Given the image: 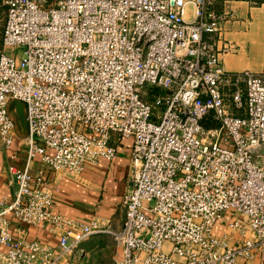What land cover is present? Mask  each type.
<instances>
[{"label":"built area","instance_id":"obj_1","mask_svg":"<svg viewBox=\"0 0 264 264\" xmlns=\"http://www.w3.org/2000/svg\"><path fill=\"white\" fill-rule=\"evenodd\" d=\"M2 1L0 150L15 144L11 100L24 103L26 134L24 165L8 166L13 197L0 202V264H73L99 232L118 244V264H236L264 249V72L224 69L233 45L216 0ZM122 138L120 229L54 211L56 187L31 163L76 179L112 161ZM223 214L234 245L213 233ZM8 215L51 224L57 244L28 239Z\"/></svg>","mask_w":264,"mask_h":264},{"label":"crops","instance_id":"obj_2","mask_svg":"<svg viewBox=\"0 0 264 264\" xmlns=\"http://www.w3.org/2000/svg\"><path fill=\"white\" fill-rule=\"evenodd\" d=\"M218 4L219 13L223 16L222 40L233 45L231 51L221 56L224 69L264 72V0H218ZM2 6L5 8L4 26L6 7L4 4ZM25 134L26 129L23 135ZM20 140L18 131L13 149L0 150V202L8 203L14 194L13 178L8 172V166L24 165L25 150L18 145ZM116 147L117 152L112 161L99 158L94 163H88L76 179L63 171L54 172L38 158L31 163L33 174L41 170L49 185L56 187L53 195L54 211L74 219L97 218L106 228L114 231L120 229L124 220L121 198L131 185L129 177L131 139L122 138ZM12 153L14 158L10 157ZM8 218L11 228L17 232H24L28 239L57 244L58 234L50 229L51 224L24 225L11 215H8ZM229 222V216L223 214L215 224L213 233L225 236L229 243L234 245L241 239V235ZM252 255L238 256L236 264H264V249L253 247Z\"/></svg>","mask_w":264,"mask_h":264},{"label":"rangeland","instance_id":"obj_3","mask_svg":"<svg viewBox=\"0 0 264 264\" xmlns=\"http://www.w3.org/2000/svg\"><path fill=\"white\" fill-rule=\"evenodd\" d=\"M0 0V39L3 27L5 8ZM3 47L0 46V52ZM17 125V135L19 131L20 139L26 129L24 103L20 100H11L8 105ZM120 259V249L115 239L109 232H99L90 235L80 242L74 252L73 264H118Z\"/></svg>","mask_w":264,"mask_h":264},{"label":"trees","instance_id":"obj_4","mask_svg":"<svg viewBox=\"0 0 264 264\" xmlns=\"http://www.w3.org/2000/svg\"><path fill=\"white\" fill-rule=\"evenodd\" d=\"M219 4H218V0H216L215 1V8H216V10L217 11H219ZM150 98V97H149ZM148 100H152V99H148ZM206 126H216L217 124H216V122H214V121H210V120H208V121H206Z\"/></svg>","mask_w":264,"mask_h":264}]
</instances>
